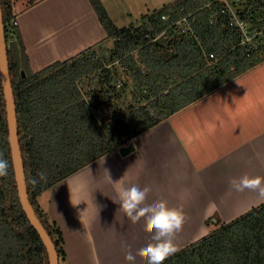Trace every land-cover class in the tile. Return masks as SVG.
Listing matches in <instances>:
<instances>
[{"label": "trees", "instance_id": "1", "mask_svg": "<svg viewBox=\"0 0 264 264\" xmlns=\"http://www.w3.org/2000/svg\"><path fill=\"white\" fill-rule=\"evenodd\" d=\"M14 1L1 0V4L26 188L60 261L66 256L63 234L43 211L39 195L262 63L264 32L259 36L258 47L241 45L240 35L227 22L226 15L220 13V5L215 4L197 12L196 39L178 29L146 43L144 34L149 28L144 25L119 28L102 0H90L108 38L122 35V40H114L113 50L106 56L85 50L33 71L21 39ZM203 1L169 2L149 15L150 28L159 13H170L171 23L184 14L182 8L196 9ZM245 2L255 17V25L262 29V14L256 10L264 2ZM212 16L214 21L210 22ZM140 44L144 45L138 48ZM117 59L128 66L124 84L133 82L140 87L144 99L126 106L110 100L112 110L102 112L100 118L88 98L91 95L90 99L97 101V92L92 89L87 93L81 82L97 73L93 77H99L104 84L100 91L105 92L108 86L107 93H111V87L117 88L120 73L108 65ZM0 159L8 162V174L0 176V264H51L48 249L21 202L1 67ZM163 264H264V204L210 231L200 241L169 256Z\"/></svg>", "mask_w": 264, "mask_h": 264}, {"label": "crops", "instance_id": "2", "mask_svg": "<svg viewBox=\"0 0 264 264\" xmlns=\"http://www.w3.org/2000/svg\"><path fill=\"white\" fill-rule=\"evenodd\" d=\"M102 1L122 28L150 27L154 9L174 0ZM22 3L14 1V7L33 71L85 50L107 55V32L90 0ZM140 9L144 22L120 25L112 13L138 14ZM93 76L98 74L84 78L81 85L87 93L97 92V101L88 98L100 118L111 107L107 99L127 103L115 99L120 88L100 91L104 84ZM130 143L134 148L128 153L120 148L108 152L39 195L43 211L63 234L66 256L59 264H146L136 253L151 236L144 232L143 219L133 224L115 202V182L120 180L125 186L149 187L148 204L165 200L170 207L184 209L186 221L175 236L180 250L264 204L257 190L238 192L229 183L244 175L264 177V61ZM129 251L136 256L134 262L125 259Z\"/></svg>", "mask_w": 264, "mask_h": 264}, {"label": "clouds", "instance_id": "3", "mask_svg": "<svg viewBox=\"0 0 264 264\" xmlns=\"http://www.w3.org/2000/svg\"><path fill=\"white\" fill-rule=\"evenodd\" d=\"M8 174V162L0 159V176ZM232 189L238 192L246 189L257 190L264 197V177L244 175L229 181ZM120 210L133 224L143 219L144 232L150 234L151 242L140 248L136 255L143 257L146 264H163V262L180 249L175 242L176 234L182 230L186 221L182 207H170L165 200L146 203L151 191L149 187L141 188L138 184L125 186L122 181L115 182ZM136 256L129 251L125 259L134 262Z\"/></svg>", "mask_w": 264, "mask_h": 264}, {"label": "built area", "instance_id": "4", "mask_svg": "<svg viewBox=\"0 0 264 264\" xmlns=\"http://www.w3.org/2000/svg\"><path fill=\"white\" fill-rule=\"evenodd\" d=\"M264 2V0H262ZM215 4L220 5V13L225 14L227 17V22L232 26L235 31L240 35L241 45H247L248 47H258L261 43L259 36L264 32V26L259 29L255 25V17L251 13L249 6L246 4L245 0H204L203 5L199 8H190L186 11L185 8L181 9V16L170 23V13L163 12L156 16V23H153V27L149 28L145 34L144 38L147 40L146 43H151L156 41L162 34L169 30H182L185 35L190 38H197L194 29V23L197 20V12L202 10L206 6H212ZM257 13L262 14V21H264V3L257 10ZM214 21V16L210 18V22ZM123 36L118 35L114 40H122ZM145 43V44H146ZM144 44H140L138 48L142 47ZM127 56V55H126ZM121 64L120 59H117L113 64ZM109 65V67L111 66ZM121 70L127 72L128 66L121 64ZM117 88H121L123 85V79L121 77L115 83Z\"/></svg>", "mask_w": 264, "mask_h": 264}, {"label": "water", "instance_id": "5", "mask_svg": "<svg viewBox=\"0 0 264 264\" xmlns=\"http://www.w3.org/2000/svg\"><path fill=\"white\" fill-rule=\"evenodd\" d=\"M0 67H1L4 92L7 102L10 140H11L12 154L15 164V172H16L21 202L23 204V208L25 212L27 213L28 218L30 219L33 226L38 230L41 238L44 241V244L48 249V252L50 254L51 264H59V254L57 252L53 239L46 230L45 226L43 225L38 215L36 214L26 188V177H25L24 164H23V158L21 154L20 141L18 135L16 101L13 92V85H12V79L10 73L1 0H0ZM133 148H134V144L130 143L128 145L121 146L120 151L123 154H126L129 151H131Z\"/></svg>", "mask_w": 264, "mask_h": 264}, {"label": "rangeland", "instance_id": "6", "mask_svg": "<svg viewBox=\"0 0 264 264\" xmlns=\"http://www.w3.org/2000/svg\"><path fill=\"white\" fill-rule=\"evenodd\" d=\"M16 2L17 1H20V3L21 2H23L22 4L23 5H25L26 3H29V2H33V1H36V0H15ZM166 5V4H165ZM164 5V6H165ZM159 6H157V8H153L154 9V11H156V10H158V9H160V8H162L163 6H160L159 8H158ZM185 8V7H184ZM153 9H151L150 11L152 12L153 11ZM141 10H143V9H140V10H138V14H135V13H132V14H130V13H128V12H121V15H119L120 13H117V11H115V10H113V16H114V18L116 19V21H117V23H119L120 25H123V24H125V23H127V24H129V23H131V22H134V21H140V22H144L145 21V19L143 18L144 16V14H140V12H141ZM147 14V13H146ZM143 16V17H142ZM147 21V20H146ZM148 28H150V27H147V29ZM107 44H110L111 45V47L108 49V52L106 53V54H110V52H112V50H113V44H114V38H108V40H107ZM106 50H107V48H106ZM97 52L96 51V49H91V50H89V52ZM99 52V51H98ZM99 55V54H98ZM101 55H102V52H101ZM101 55H99V56H101ZM106 56V55H105ZM109 56V55H108ZM109 59H110V56H109ZM111 60V59H110ZM116 67V69L119 71V73H120V76L119 77H121L122 79H123V85H122V87L119 89V96L117 97V98H115L116 100H118V99H124V100H126L127 101V103H124V106H126L128 103H131V102H135L136 101V99H137V101H138V103L139 102H142L143 101V99H144V94H143V92L141 91V88L140 87H138V86H136L133 82H128V83H125L124 84V80L126 79V77H125V73L126 72H122V70H121V68H119V65H118V63H116V64H113L112 65V67ZM96 82H97V80H96ZM93 85H94V87H95V81H93ZM106 102H110V100H106L105 101V103ZM123 104V103H122ZM118 106H121V105H119L118 104ZM112 109H111V107L108 109V112H110ZM248 212V211H247ZM245 214H247V213H245ZM245 214H243V215H245Z\"/></svg>", "mask_w": 264, "mask_h": 264}]
</instances>
